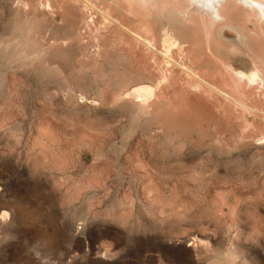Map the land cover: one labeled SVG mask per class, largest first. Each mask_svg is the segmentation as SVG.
<instances>
[{
	"label": "rangeland",
	"instance_id": "obj_1",
	"mask_svg": "<svg viewBox=\"0 0 264 264\" xmlns=\"http://www.w3.org/2000/svg\"><path fill=\"white\" fill-rule=\"evenodd\" d=\"M19 1L0 0V264H264L263 119L246 128L251 114L194 90L176 67L160 114L126 98L159 70L101 11L145 36L138 5L131 15L127 0H51L52 12ZM156 3L147 24L158 40L171 8ZM233 5L231 24L261 25ZM199 18L181 38L184 26L200 32ZM16 45L31 56L12 61Z\"/></svg>",
	"mask_w": 264,
	"mask_h": 264
},
{
	"label": "bare ground",
	"instance_id": "obj_2",
	"mask_svg": "<svg viewBox=\"0 0 264 264\" xmlns=\"http://www.w3.org/2000/svg\"><path fill=\"white\" fill-rule=\"evenodd\" d=\"M79 1L82 2L84 8L85 6L92 9L95 8V4L92 2V0ZM156 1L167 9L169 7L171 8L168 12L169 17L167 16L169 18L167 23L169 24H167V26L164 25L161 28L159 33L160 37L158 38V40L157 34L153 32L152 28L149 26V23L147 24L148 18L150 17L151 13V7H154V3L155 6L157 5ZM19 2L22 7L24 6L23 9L27 8V6L29 5L28 1L26 0H21ZM37 3L38 6L42 7V9H46L47 11L52 10L53 5L51 3V0H37ZM127 3V12L131 15L138 14L134 11L136 10V8L134 9L135 5H138L140 6L139 8H142V13H139V15H141V17L145 20L143 24L144 26L142 28L144 30L145 36H142L138 32H135L125 26L126 23L124 24L121 18H119L117 15V17L113 16L114 14L112 15L110 9L108 8L105 11H101L102 18L104 22H111L118 26V28L120 27L123 30L128 31L138 42L142 43V45L147 48L146 50H149L151 52L150 58L155 64V67L159 68H157V71L159 70V73L157 74L160 76L156 80H154L155 78L152 79L154 80L152 81L150 80L149 75H142L141 78H143V80L145 78H149L150 82L141 81L133 83L124 91V96L126 98H132L134 101L140 102L146 107L151 104L153 105L151 107H154L152 109L153 114H160L162 112L161 108L163 107V104L166 103L165 96L161 94V90L163 88V85L169 82V77L170 75H172V72L174 70L173 68L176 67L185 74L187 79L186 82H191V86L194 90L204 91L208 94V96H211V98H213V96L217 97L218 95L219 97L224 99L227 104H231L235 108V110L238 111L241 118H247L249 114H251L252 120H245L246 128L254 126L253 119L255 118V116L262 118L264 121V48L263 50L255 51L249 45V40L251 38L250 34L258 38H261V36H263L264 38V26H261L262 24L264 25V0H211L210 5L207 3L198 4L196 0H127ZM231 3L234 5H240L246 13L248 19L250 17H253V19H255V23H261V25L250 27L248 29V33L245 27L235 26L231 24V21L229 22L230 19L228 18L227 14L228 9L226 10L227 6L229 7V4ZM207 7H212V11H206L205 9ZM194 14L200 16V32L196 30L193 31L194 28H192V26H184L186 27L188 33L187 39H183L181 38L179 29L185 23L193 21ZM171 19L176 22V25H170L172 23ZM226 28L233 30L236 34L233 36H229V34L225 30ZM215 34L216 36L227 41L229 45L220 44L217 37L215 38ZM21 40L23 41V39ZM116 40H112V43L117 42ZM157 41L159 42V47H157ZM122 42H124V40ZM187 44L194 49L191 50L189 48L190 46H188ZM97 47H102L99 40L97 41ZM24 49L25 48L21 47L20 45H16L12 51V61H23L26 58V50ZM205 49L209 52V54L215 57V63L210 64V62H214V60L212 59L210 60V62L208 60H205L208 62L204 61L202 64L199 62V65L196 64L195 61H193L195 59L194 57H192V51L195 50L194 53H197L195 54L197 56H203V50ZM27 53L29 56V52ZM223 53L236 58L238 63L235 64L232 61L227 62L223 60V57L221 55ZM174 55H176L177 57H175ZM157 56H159V58L161 59H158ZM217 77H219L218 81L216 80ZM172 78L171 83L175 81L174 79L172 81ZM219 97H217V99H219ZM253 97H257V102L259 103L258 105L252 102L251 98ZM225 112H227V110ZM167 115L164 114L163 116L167 117ZM258 117L256 118L258 119ZM2 209L0 208V210ZM11 209L13 210V208ZM6 213V211L1 212L0 221H2ZM2 224L0 225L2 226ZM77 229H82V227L79 225ZM83 230L86 229L83 228ZM4 233H6V231ZM78 241L82 244L86 243L84 239H78Z\"/></svg>",
	"mask_w": 264,
	"mask_h": 264
},
{
	"label": "clouds",
	"instance_id": "obj_3",
	"mask_svg": "<svg viewBox=\"0 0 264 264\" xmlns=\"http://www.w3.org/2000/svg\"><path fill=\"white\" fill-rule=\"evenodd\" d=\"M196 2L198 4H201V3H207L209 5L211 4V0H196ZM205 10L208 11V12H211L212 11V7H207Z\"/></svg>",
	"mask_w": 264,
	"mask_h": 264
}]
</instances>
